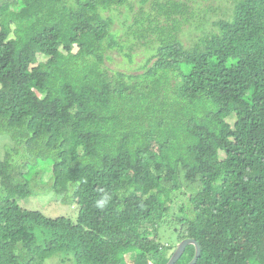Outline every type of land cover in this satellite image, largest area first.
<instances>
[{
    "label": "trees",
    "instance_id": "trees-1",
    "mask_svg": "<svg viewBox=\"0 0 264 264\" xmlns=\"http://www.w3.org/2000/svg\"><path fill=\"white\" fill-rule=\"evenodd\" d=\"M147 1L0 0V264H167L163 229L197 264H264V0L214 21ZM140 48L139 71L106 67ZM45 195L77 215L28 206Z\"/></svg>",
    "mask_w": 264,
    "mask_h": 264
},
{
    "label": "rangeland",
    "instance_id": "rangeland-1",
    "mask_svg": "<svg viewBox=\"0 0 264 264\" xmlns=\"http://www.w3.org/2000/svg\"><path fill=\"white\" fill-rule=\"evenodd\" d=\"M131 4H134L136 7V10L140 9V6H142L141 0H129ZM156 1H166V0H148L146 3L143 4V7L145 10H151V7L154 2ZM187 1V0H183ZM191 4L194 6V10L198 11V15L206 17L209 19V21H214L218 19H225L230 17L232 14L233 6L236 2V0H189ZM129 5V4H128ZM211 7V10H210ZM209 9V10H207ZM106 14H111V12H106ZM129 14L128 9L122 8L121 11L115 12L116 18V29L118 31L120 39L123 38L124 35V26L123 20L125 16ZM211 23H208L204 28L202 29H196L195 26L191 27L189 24H185L184 28L180 32V38L184 41V43L187 46H190L193 44L198 37H200L203 34V31L205 27L208 28V31L212 29L210 26ZM124 39V38H123ZM109 54L111 55V58L106 59V67L109 69H112L113 71H127V72H137L138 66L141 64H144L145 58L147 56V52L145 48L138 49L137 53L134 56L133 61L129 58H127L124 54H122L118 49H115L113 51H110ZM46 58L42 55L39 56V60H45ZM234 122V120H231ZM16 148V142L9 134H2L0 135V153H4L7 149L12 147ZM222 156L223 152H221ZM44 162L41 163L40 166L43 165ZM47 165L45 166V169L47 170L45 177L41 181L43 184H46L50 181L53 172H52V165L48 164V162H45ZM50 196H39L37 198H34L30 200L28 203L29 207H32L34 209L40 208L43 210L46 214H53L54 216L58 215H67V216H76L78 212V207L76 205H70V204H64V202H55L50 201ZM164 232L161 234V241L166 244H171L172 246L175 245V249L173 247L169 250V255H173L172 253L176 250L177 246L179 245L180 241L178 242L177 236L174 233H171L169 230L163 229ZM173 234V235H172ZM245 231H241L239 233V240L242 241L245 239ZM187 255V253L185 254ZM187 258V257H186ZM126 261L129 263H137L141 259L136 254L127 255L125 257ZM43 264H74L73 261L66 260V262H63V255H53L52 257L45 260Z\"/></svg>",
    "mask_w": 264,
    "mask_h": 264
},
{
    "label": "water",
    "instance_id": "water-1",
    "mask_svg": "<svg viewBox=\"0 0 264 264\" xmlns=\"http://www.w3.org/2000/svg\"><path fill=\"white\" fill-rule=\"evenodd\" d=\"M189 245H194L196 248V252L195 256L188 264H197L202 253V248L200 243L194 238H186L181 241L167 264H176L178 260L183 256Z\"/></svg>",
    "mask_w": 264,
    "mask_h": 264
},
{
    "label": "clouds",
    "instance_id": "clouds-1",
    "mask_svg": "<svg viewBox=\"0 0 264 264\" xmlns=\"http://www.w3.org/2000/svg\"><path fill=\"white\" fill-rule=\"evenodd\" d=\"M103 204V202H101V205Z\"/></svg>",
    "mask_w": 264,
    "mask_h": 264
}]
</instances>
